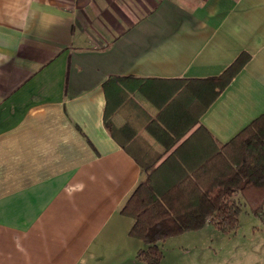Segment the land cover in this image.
Returning <instances> with one entry per match:
<instances>
[{"label":"crops","instance_id":"1","mask_svg":"<svg viewBox=\"0 0 264 264\" xmlns=\"http://www.w3.org/2000/svg\"><path fill=\"white\" fill-rule=\"evenodd\" d=\"M262 114L264 0H0V264H146L134 190L194 179ZM240 227L197 263L264 264V224Z\"/></svg>","mask_w":264,"mask_h":264},{"label":"trees","instance_id":"2","mask_svg":"<svg viewBox=\"0 0 264 264\" xmlns=\"http://www.w3.org/2000/svg\"><path fill=\"white\" fill-rule=\"evenodd\" d=\"M248 59L247 54H242L223 74L204 80L206 108L229 86ZM113 81L120 78L107 82V93L108 83ZM113 110L109 101L105 124L116 137L111 121ZM195 172L194 179L187 177L160 190L148 177L123 206L121 212L135 220L130 235L148 245L137 253L139 261L161 264L164 259L161 242L200 230L207 224L224 234L236 232L243 207L238 197L245 200L255 215L263 214L264 114L209 156Z\"/></svg>","mask_w":264,"mask_h":264},{"label":"rangeland","instance_id":"3","mask_svg":"<svg viewBox=\"0 0 264 264\" xmlns=\"http://www.w3.org/2000/svg\"><path fill=\"white\" fill-rule=\"evenodd\" d=\"M242 213L240 216L241 227L239 235L250 234L255 226L264 224V212L262 216L255 215L250 206L242 200ZM219 237H224L221 240ZM227 238L224 233L217 230L213 225L205 226L197 231H190L188 234L171 237L164 245L162 250L164 259L161 264H199L200 255L207 250L220 249V245L225 244ZM187 252L185 253V250Z\"/></svg>","mask_w":264,"mask_h":264}]
</instances>
